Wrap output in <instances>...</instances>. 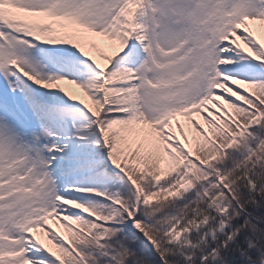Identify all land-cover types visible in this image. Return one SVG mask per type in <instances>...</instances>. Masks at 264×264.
<instances>
[{"label": "snow or ice", "instance_id": "6c2138e0", "mask_svg": "<svg viewBox=\"0 0 264 264\" xmlns=\"http://www.w3.org/2000/svg\"><path fill=\"white\" fill-rule=\"evenodd\" d=\"M0 264H264V0H0Z\"/></svg>", "mask_w": 264, "mask_h": 264}]
</instances>
